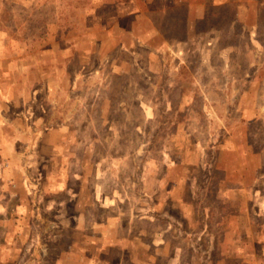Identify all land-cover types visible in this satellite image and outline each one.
Returning a JSON list of instances; mask_svg holds the SVG:
<instances>
[{
	"label": "rangeland",
	"instance_id": "374dc122",
	"mask_svg": "<svg viewBox=\"0 0 264 264\" xmlns=\"http://www.w3.org/2000/svg\"><path fill=\"white\" fill-rule=\"evenodd\" d=\"M0 264H264V0H0Z\"/></svg>",
	"mask_w": 264,
	"mask_h": 264
}]
</instances>
